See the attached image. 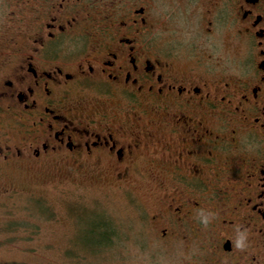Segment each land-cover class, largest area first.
Returning <instances> with one entry per match:
<instances>
[{
	"label": "flooded vegetation",
	"instance_id": "af4514ba",
	"mask_svg": "<svg viewBox=\"0 0 264 264\" xmlns=\"http://www.w3.org/2000/svg\"><path fill=\"white\" fill-rule=\"evenodd\" d=\"M58 160L182 264H264V0H0V163Z\"/></svg>",
	"mask_w": 264,
	"mask_h": 264
},
{
	"label": "rangeland",
	"instance_id": "374dc122",
	"mask_svg": "<svg viewBox=\"0 0 264 264\" xmlns=\"http://www.w3.org/2000/svg\"><path fill=\"white\" fill-rule=\"evenodd\" d=\"M67 168L59 160L0 163V264H182L188 258L185 244L161 240L150 226L157 207L150 194H125L101 168ZM94 222L101 225L97 232L109 224L120 237L98 251Z\"/></svg>",
	"mask_w": 264,
	"mask_h": 264
},
{
	"label": "trees",
	"instance_id": "16d2710c",
	"mask_svg": "<svg viewBox=\"0 0 264 264\" xmlns=\"http://www.w3.org/2000/svg\"><path fill=\"white\" fill-rule=\"evenodd\" d=\"M108 225V229L105 230L104 232H97L96 229H99V227L101 225H99L98 222H94V226L91 228H95V229H91V231H95L97 232V243L96 248L100 247V249H98V251H101L102 247H106L107 245L113 244L114 241L120 237V235L117 233V231H115L114 227H111L109 224ZM112 246V245H111ZM97 250V249H96Z\"/></svg>",
	"mask_w": 264,
	"mask_h": 264
}]
</instances>
